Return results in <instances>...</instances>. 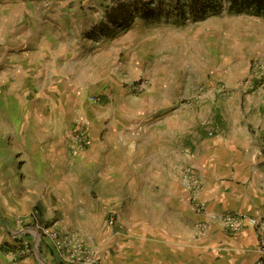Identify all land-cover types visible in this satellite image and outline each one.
Listing matches in <instances>:
<instances>
[{"label": "rangeland", "instance_id": "obj_1", "mask_svg": "<svg viewBox=\"0 0 264 264\" xmlns=\"http://www.w3.org/2000/svg\"><path fill=\"white\" fill-rule=\"evenodd\" d=\"M69 1L65 8V0H20V12L0 4V264L26 246L29 257L42 258L43 230L78 235L98 263L99 250L112 257L122 223L103 214L102 160L96 147L87 154L92 131L109 130L102 117L109 96L139 99L143 128L181 110L188 140L171 115L157 140L164 166L147 170L166 178L169 207L185 212L183 240L205 241L214 223L197 205L207 188L228 187L211 182V168L234 163L227 148L234 141L211 104L227 102L234 121L241 107L258 148L244 156L264 159V73L253 70L264 62V12L234 8L236 0ZM146 9L157 17L145 19ZM193 114L204 118L201 130ZM78 125L90 143L70 156L66 139ZM194 140L202 142L196 155ZM150 148L160 154L155 141L139 147V158Z\"/></svg>", "mask_w": 264, "mask_h": 264}, {"label": "crops", "instance_id": "obj_2", "mask_svg": "<svg viewBox=\"0 0 264 264\" xmlns=\"http://www.w3.org/2000/svg\"><path fill=\"white\" fill-rule=\"evenodd\" d=\"M69 3V0H65V8ZM0 4L3 9H16L20 12L18 11L20 0H0ZM104 94L108 96L107 93ZM138 101L139 99L131 96L123 98L109 96L103 107L107 113L102 114L105 121H110L109 130H104L102 135L97 134L96 129L92 131L93 145L87 154L91 155L96 147L99 160H102L100 207L105 216L112 215L117 218L119 224L122 223L121 230L116 233L117 237H112L114 244L112 257L108 256L107 249L99 250L101 252L98 264H258L262 257V243L253 228L235 233L213 222L214 224L209 225L205 241L194 240L193 236L190 237L192 238L190 242H185L183 234L179 235L178 226L181 228L180 232L185 228L183 216L185 212L180 211L178 214L174 208L169 207L166 178L150 171L153 167L158 170L164 166L161 164V158H167V152L163 153V149H160L161 142L157 140L159 135L168 132L171 115L175 116L178 124L177 135L180 134L183 140H188V136L186 137L188 132L180 123V120H183L180 109L165 116L161 123L148 124L143 128L141 121L148 117L145 115L144 118L138 117L139 113L146 112V109L140 108ZM211 105L213 109H210V112L215 111L214 116L223 122V129L228 128L227 136L230 138L232 136L234 141V144L231 143L232 146L227 145V141L222 138L225 136L224 130L222 137L218 139L221 145H227L229 150H234L231 153V161L234 163L230 167L225 166V171L222 168H211L215 177L211 182L228 187H224L221 192L220 186L213 192L208 188L203 191L202 200L206 203L207 212L204 216L225 212L243 216H262L264 159L253 157L246 160L244 156L245 151L253 149V146L258 149L254 145L255 138H250V122L241 107L237 108L234 121L231 118V111L233 113L234 110L228 108L227 102H214ZM151 111L152 109L149 110ZM242 118L245 123H242ZM193 119L202 122L198 123L201 130L205 123L204 118L201 114L198 116L193 114ZM231 121L234 123L230 124ZM132 127L138 130V133H135V130L130 133L128 129L131 130ZM141 129L144 132L140 133ZM155 141L158 143L160 154L152 153L150 148V151L139 158V147L147 148ZM191 143L190 148L196 155L197 148L202 142L194 140ZM182 151L184 153L185 150ZM142 164L146 166L144 174L140 176L138 168ZM40 208L39 206L38 209ZM188 215L187 219L193 218L189 213ZM148 225L152 228L147 231ZM40 255L42 258L28 257L19 261L11 260L7 264H58L54 257L46 256L44 252Z\"/></svg>", "mask_w": 264, "mask_h": 264}, {"label": "built area", "instance_id": "obj_3", "mask_svg": "<svg viewBox=\"0 0 264 264\" xmlns=\"http://www.w3.org/2000/svg\"><path fill=\"white\" fill-rule=\"evenodd\" d=\"M254 72L256 77L264 73V62L259 61L254 64ZM90 141L86 130L81 125H78L75 131L68 135L66 145L68 154L76 156L83 152L89 145ZM197 212L205 215L206 206L204 203L197 205ZM211 222H217L226 230L231 232H242L246 228H253L262 243V257L258 264H264V215L259 217L243 216L233 213H221L208 216ZM113 224V220H111ZM44 237L49 242L48 246L57 261L60 264H98V260L93 256L89 248L84 244L83 240L76 234L67 232L58 233L53 230H43ZM31 255V250L28 246L20 248V254H14L12 261H17L28 258Z\"/></svg>", "mask_w": 264, "mask_h": 264}, {"label": "trees", "instance_id": "obj_4", "mask_svg": "<svg viewBox=\"0 0 264 264\" xmlns=\"http://www.w3.org/2000/svg\"><path fill=\"white\" fill-rule=\"evenodd\" d=\"M232 3L234 5V8H238L240 10L248 7V8H255L258 11V14L264 12V0H236L235 2H232ZM194 5H197V1H194V3H192L193 7ZM156 15H158L156 14V12L146 9V11L143 14V17L149 20V19L157 17ZM40 251L41 253L44 252L46 256H50L51 258L54 257L55 259V256L52 250L45 244L42 245Z\"/></svg>", "mask_w": 264, "mask_h": 264}]
</instances>
